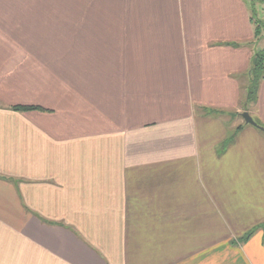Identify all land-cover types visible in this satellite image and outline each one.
I'll return each mask as SVG.
<instances>
[{
    "label": "crops",
    "instance_id": "0c3cea01",
    "mask_svg": "<svg viewBox=\"0 0 264 264\" xmlns=\"http://www.w3.org/2000/svg\"><path fill=\"white\" fill-rule=\"evenodd\" d=\"M259 40L244 0H0V264H264Z\"/></svg>",
    "mask_w": 264,
    "mask_h": 264
},
{
    "label": "trees",
    "instance_id": "16d2710c",
    "mask_svg": "<svg viewBox=\"0 0 264 264\" xmlns=\"http://www.w3.org/2000/svg\"><path fill=\"white\" fill-rule=\"evenodd\" d=\"M257 1L262 6H264V0H257ZM253 8L254 7L252 6V10H253ZM251 18H252L253 23H254V18L257 19V14H256V12H254V10L252 12ZM257 21L259 22L258 23L259 25L257 24V22H255V24H256V26H255V38L257 40H259V39H262L264 36L263 35L264 30H262V28L264 27V21L262 22V20H260V19H257ZM249 72H250V82H249V87H248L246 104H250L252 102L256 103L257 99H258L257 96H258V92H259V87H260L261 82L264 80V49L254 55ZM32 109H37V107H14L13 111L24 112V111L32 110ZM211 114L216 115L215 112H212ZM262 132H264V131H262ZM233 140L234 139L227 141L224 146H227L229 144V142L232 143ZM263 227H264V225H263ZM250 236H251V234L244 236L241 239V242H246L250 238Z\"/></svg>",
    "mask_w": 264,
    "mask_h": 264
},
{
    "label": "rangeland",
    "instance_id": "374dc122",
    "mask_svg": "<svg viewBox=\"0 0 264 264\" xmlns=\"http://www.w3.org/2000/svg\"><path fill=\"white\" fill-rule=\"evenodd\" d=\"M245 1V3H246V5L248 6V8H249V11H250V14L252 15V12H253V10H254V12H256V14H257V19H260V20H262V22L264 21V6H262L257 0H244ZM252 6L254 7L253 8V10H252ZM257 19L256 18H254V27L256 26V24H255V22H257V24L259 23L258 21H257ZM259 25V24H258ZM262 30H264V27L262 28ZM263 35H264V31H263ZM258 46H259V48H264V36H263V38L262 39H260L259 41H258ZM261 50V49H260ZM243 84V87H244V83H242ZM249 85V84H248ZM247 85V91H248V86ZM244 91H245V89H244ZM247 91H246V93H247ZM245 103H246V101H245ZM245 103H243L244 105H245V109H244V112L243 113H245V112H247L248 113V111H247V109L248 108H250V110L253 108V103L254 102H252V103H250V104H245ZM251 116V115H250ZM253 116V118L255 119V120H257V117H256V115H252ZM251 116V117H252ZM241 118H242V115H241ZM243 119V118H242ZM244 120V119H243ZM245 122V121H244ZM261 127V126H260ZM263 128V127H262ZM264 129V128H263ZM257 130H260V129H257ZM261 132L262 131H264V130H260ZM264 133V132H263ZM236 134V133H235Z\"/></svg>",
    "mask_w": 264,
    "mask_h": 264
},
{
    "label": "water",
    "instance_id": "95a60500",
    "mask_svg": "<svg viewBox=\"0 0 264 264\" xmlns=\"http://www.w3.org/2000/svg\"><path fill=\"white\" fill-rule=\"evenodd\" d=\"M242 118L244 119L246 125H250L254 128L260 129V130H264L262 127H260L256 121L250 116L249 113L245 112L242 114Z\"/></svg>",
    "mask_w": 264,
    "mask_h": 264
}]
</instances>
